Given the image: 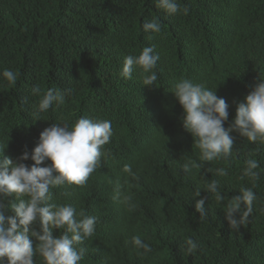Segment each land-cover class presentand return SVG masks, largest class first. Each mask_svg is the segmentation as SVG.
Masks as SVG:
<instances>
[{"label": "trees", "instance_id": "16d2710c", "mask_svg": "<svg viewBox=\"0 0 264 264\" xmlns=\"http://www.w3.org/2000/svg\"><path fill=\"white\" fill-rule=\"evenodd\" d=\"M178 3L187 14L169 16L156 0H0V73H18L15 84L0 76L4 154L15 161L30 153L52 123L71 126L82 116L112 122L107 154L88 184L53 190L52 202L100 218L81 264H264V146L232 132L229 159L201 162L200 169L184 173L182 163L189 157L199 162V149L182 127L183 111L172 93L181 79L214 88L229 105L224 126L231 123L237 103L264 79V0ZM153 18L162 26L158 34L142 28ZM150 45L160 57L155 87L143 85L139 69L132 79L121 78L124 58ZM34 87L41 96L63 90L64 103L35 120L41 96ZM250 158L260 162L261 178L248 223L233 231L211 196L208 215L199 220L195 202L206 193L191 198L195 190L219 179L228 198L238 195L251 186L239 179ZM124 165L132 166L135 179ZM220 167L227 177L214 174ZM117 189L133 195L134 210L115 198ZM133 235L151 245L146 257L125 243ZM188 238L199 245L191 255L185 251Z\"/></svg>", "mask_w": 264, "mask_h": 264}, {"label": "clouds", "instance_id": "9594fccd", "mask_svg": "<svg viewBox=\"0 0 264 264\" xmlns=\"http://www.w3.org/2000/svg\"><path fill=\"white\" fill-rule=\"evenodd\" d=\"M156 3L169 16L188 12L187 7L181 8L178 0H156ZM142 28L151 34L162 30L158 18L145 21ZM159 59L154 46H145L139 55L124 58L119 75L130 80L139 69L143 85L155 87ZM0 76L11 84L18 79V73L11 69H4ZM32 92L41 96L39 87H34ZM172 93L183 111L182 127L199 149V162L189 157L182 163L184 173L190 174L193 167L200 169L201 162L229 159L233 154L232 132H237L249 143L264 146V79L259 78L244 100L237 103L235 116L227 127L224 125L229 119V105L217 97L214 88L181 79L174 84ZM64 100L63 90L43 92L35 110V120L41 119L40 114L46 113L53 104H63ZM112 136L110 120L82 116L71 126L66 122L52 123L39 134L38 143L31 152L23 151L15 161L4 154L8 140L0 143V264H37V257L42 264H81L100 218L86 214L83 209L77 212L70 203L52 202L53 190L66 186L85 187L100 168L102 157L107 154L105 145L110 143ZM29 159L33 162L31 165L24 163ZM245 165L239 179L247 180L251 186L241 187L238 195L228 198L221 190L219 179L195 190L191 198L200 197L201 190L206 193L195 202L199 220L207 217L209 209L205 203L211 196L233 231L248 223L258 201L254 190L261 171L260 162L255 158L246 160ZM123 172L136 178L131 165H124ZM214 174L227 177L228 171L220 167ZM115 198L128 210L136 207L132 194L121 195L117 189ZM9 210L12 215H6ZM125 243L130 244L138 256L146 257L152 252L151 245L140 235H133ZM185 245L189 255L199 248L192 238H188Z\"/></svg>", "mask_w": 264, "mask_h": 264}]
</instances>
